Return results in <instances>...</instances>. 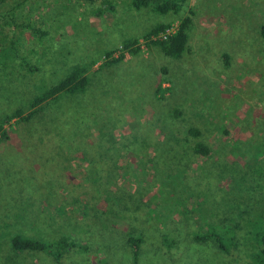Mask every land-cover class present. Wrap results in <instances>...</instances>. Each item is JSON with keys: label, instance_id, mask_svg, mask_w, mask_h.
I'll return each instance as SVG.
<instances>
[{"label": "rangeland", "instance_id": "1", "mask_svg": "<svg viewBox=\"0 0 264 264\" xmlns=\"http://www.w3.org/2000/svg\"><path fill=\"white\" fill-rule=\"evenodd\" d=\"M105 2L0 0V50L9 49L0 118L27 109L73 66L94 63L84 94L6 125L16 133L0 142V264H133L132 236L143 239L137 264H249L264 248L249 235L264 222V0H186L165 14ZM189 11L181 59L142 45L104 65L107 51L117 59L123 41L143 42L161 23L177 28ZM197 141L209 156L194 152ZM211 230L227 251L193 241ZM16 234L78 245L61 259L15 253Z\"/></svg>", "mask_w": 264, "mask_h": 264}, {"label": "trees", "instance_id": "2", "mask_svg": "<svg viewBox=\"0 0 264 264\" xmlns=\"http://www.w3.org/2000/svg\"><path fill=\"white\" fill-rule=\"evenodd\" d=\"M87 2L96 4L99 3L104 7L106 3L105 0H85ZM186 0H131V4L135 9H140L142 7H152L154 11L160 14H165L167 12H176L181 9V5L185 3ZM100 8L98 9V11ZM191 15H193V11H189V15L185 16L177 26L176 31L169 35L165 40L158 38L160 33L164 32L168 28V24H157L150 31L142 35V39L144 40L141 44L138 39H127L121 43L122 51L119 54L117 59L111 58L114 54V50H109L104 54V57L108 60L105 61L104 65H113L120 61H124L125 53H128L130 56L135 57L141 54V45H145L147 48L157 47L165 56L181 59L183 54L186 51V47L188 45V31L192 24ZM260 35L264 39V23L260 28ZM15 51V48L12 47ZM8 48H3L0 50V57H4L5 59L0 60L1 63H6L7 57H9L8 53H5ZM16 52V51H15ZM16 56V53H15ZM14 56V57H15ZM224 65H228L229 58L227 55H223ZM21 64L29 70V72H34L36 68L34 66H30L29 63L20 58ZM94 63H91L90 66H93ZM88 66V67H90ZM88 67L75 65L71 68L69 73L65 74L63 78H61L55 84L45 87L41 89L37 94H35L32 99L28 103L27 109L18 108L14 110L11 114L5 115L0 118V142L1 141H9L10 137L14 136L16 133L12 127L6 125L10 123L13 119H18L19 122L23 124H27L32 120L36 119L39 115L40 118L43 117L45 111L50 108V105L58 103L59 100H63L62 97H75L86 92L87 86L89 85V77L87 76ZM163 73H166V70H162ZM162 84H160L155 89L156 96L162 94L164 97V89L162 88ZM175 117L180 115L178 110L174 111ZM50 121V120H49ZM52 123V122H51ZM51 126H53L51 124ZM187 134L194 137L199 138L201 136V132L199 129L190 127L187 130ZM49 137V136H47ZM30 138V137H27ZM42 138L45 136L42 135ZM193 150L196 154L200 156H209L210 149L201 141H197ZM118 210L120 208L116 207ZM126 215V213L123 212ZM141 215V210L138 208L135 211H132L131 219L129 217H125L127 219V231H130V227L135 222V217ZM253 231H249V235L253 234V238L257 242H264V222L261 218L257 219L256 224L252 225ZM132 231V230H131ZM224 237V236H223ZM193 241L197 243H206L208 241H212L217 245L218 249L223 251H227V248L224 244L222 236L218 237L215 235L212 230L205 234H196L192 237ZM232 246L236 247L237 245L233 243V236L228 238ZM127 241V244L131 247L133 252V264H137L138 257V249L139 245L143 243V239L140 236L131 237ZM10 248L15 253L22 252H37L44 253L49 256H54L56 259H61L64 255L74 250L78 244H76L73 240L68 237H60L53 241H43L41 239H34L30 237L23 236L22 234L14 235L10 240ZM163 243L166 247H170L173 245V240H163ZM81 245V244H79ZM83 245L79 246L81 248ZM78 247V248H79ZM253 261L249 264H264V248L259 250V252L252 255Z\"/></svg>", "mask_w": 264, "mask_h": 264}, {"label": "built area", "instance_id": "3", "mask_svg": "<svg viewBox=\"0 0 264 264\" xmlns=\"http://www.w3.org/2000/svg\"><path fill=\"white\" fill-rule=\"evenodd\" d=\"M177 28L174 27H168L164 32L160 33V35L158 36V38L165 40L169 35L173 34L176 31ZM141 44L143 42H140ZM142 48V45H141Z\"/></svg>", "mask_w": 264, "mask_h": 264}]
</instances>
